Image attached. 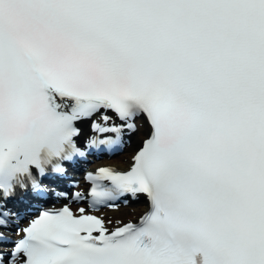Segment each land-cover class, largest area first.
Here are the masks:
<instances>
[{"label": "snow or ice", "instance_id": "1", "mask_svg": "<svg viewBox=\"0 0 264 264\" xmlns=\"http://www.w3.org/2000/svg\"><path fill=\"white\" fill-rule=\"evenodd\" d=\"M0 264H264V0H0Z\"/></svg>", "mask_w": 264, "mask_h": 264}, {"label": "bare ground", "instance_id": "2", "mask_svg": "<svg viewBox=\"0 0 264 264\" xmlns=\"http://www.w3.org/2000/svg\"><path fill=\"white\" fill-rule=\"evenodd\" d=\"M142 139V137H137V141L136 142H139V140ZM136 142H134V145L133 147H135V144ZM131 150H128L126 152H124L122 155L118 156L119 158H126L128 156V153L130 152ZM133 209L135 210V212L139 213V212H142L143 211V208H141L140 205H137V206H133V208H121L120 211L118 212H106V215H109V216H113V217H116V216H120L124 219H130V218H134L133 216L129 215Z\"/></svg>", "mask_w": 264, "mask_h": 264}]
</instances>
